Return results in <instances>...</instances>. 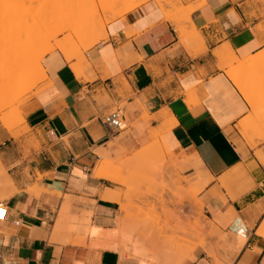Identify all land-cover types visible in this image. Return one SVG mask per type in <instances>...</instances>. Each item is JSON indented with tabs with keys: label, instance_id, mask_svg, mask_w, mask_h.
Instances as JSON below:
<instances>
[{
	"label": "crops",
	"instance_id": "crops-1",
	"mask_svg": "<svg viewBox=\"0 0 264 264\" xmlns=\"http://www.w3.org/2000/svg\"><path fill=\"white\" fill-rule=\"evenodd\" d=\"M159 7L149 0L107 24L106 37L84 55L85 80L75 77L74 60L45 55L44 87L19 107L24 131L14 135L0 124V204L7 211L0 264H138L89 245L90 229L113 230L120 216L116 203L102 199L117 191L113 183L93 176L111 138L99 119L120 105L130 122L150 120L151 129L176 121L163 137L207 180L199 198L215 227L227 225L224 259L264 264L257 234L264 224V140L243 138L240 125L252 120L253 108L229 76L236 63L264 55V0H205L190 14L188 38ZM228 49L232 63L224 58ZM211 258L198 250L187 264H213Z\"/></svg>",
	"mask_w": 264,
	"mask_h": 264
},
{
	"label": "rangeland",
	"instance_id": "rangeland-1",
	"mask_svg": "<svg viewBox=\"0 0 264 264\" xmlns=\"http://www.w3.org/2000/svg\"><path fill=\"white\" fill-rule=\"evenodd\" d=\"M165 1L169 2L167 8L172 15L176 13L175 16H182L185 9L201 2ZM97 6L98 0H0V106H4L0 111L1 126L6 117L8 122L3 126H9L8 131L14 135L24 131L19 107L44 87L46 78L35 73L27 60L36 50L37 41L40 42L37 51L56 42L65 44L78 69L84 72L89 68L84 57L89 51L87 47L104 39L98 25ZM170 7L175 10L174 14ZM100 16L108 18L110 14ZM181 23L185 27L183 37H191L192 32L184 25L185 21ZM80 29L86 30L84 36L72 37V32ZM44 33L55 36L49 38L51 35ZM247 74L249 71L243 73L244 76ZM34 92L37 93L32 95ZM118 109L122 112L123 106ZM122 115L126 129L111 135L106 144L107 151L99 154L96 166L106 162L110 173L120 180L110 184L123 197L126 232L134 241L145 244L150 257L148 264L191 263L198 250H205L213 264H230L224 259L228 251L227 225L223 224L219 229L204 215L199 195L205 187L198 191L201 184L207 182L202 172L181 163L183 152L165 149L163 136L166 132L160 127L151 129L150 120L141 126L139 121L130 122L127 112ZM118 253L122 261L134 263L126 252L119 249ZM152 257L156 259L152 260Z\"/></svg>",
	"mask_w": 264,
	"mask_h": 264
},
{
	"label": "bare ground",
	"instance_id": "bare-ground-1",
	"mask_svg": "<svg viewBox=\"0 0 264 264\" xmlns=\"http://www.w3.org/2000/svg\"><path fill=\"white\" fill-rule=\"evenodd\" d=\"M147 1H149V0H98V6H97V12L96 13L98 14L97 15L98 20H99L98 25H99V27L101 26L104 38L106 37L105 26L107 24H109L110 22H112L118 18H121L125 14L131 12L132 10H134L135 8L139 7L140 5L146 3ZM153 1H155L156 3L161 4L163 6V8L161 10V11H163L162 14L164 13V16L166 17L165 19L174 23V25L176 26V32L179 34V36L181 38H183L184 30H185V27L183 26L181 21H185L184 25H186V28L189 27L190 29L193 30V26H192L191 21H190V14L195 9H198L205 4V0H201V2L199 4H196L194 6H190L187 9H185L184 14L182 16H179V15L175 16L176 13H175V10L173 8H171L172 6L170 8L174 10L173 11V14L175 13L174 15H172L171 10H168V8H167L170 5L169 2H166L165 0H153ZM100 13L101 14H110V17L107 18V17L100 16L101 15ZM104 18H105V20H104ZM84 30L80 29L77 31H73L72 37H80L81 38V36H84V34H85ZM56 33H58V31ZM39 35H41V34H39ZM39 35L37 37L38 39L40 37ZM43 35L46 36V35H51V34L44 33ZM45 36H43V38ZM53 36H55V34H53ZM53 36L51 35L49 38H51ZM41 38L42 37H40V40H41ZM45 38H47V37H45ZM35 41H37V40H35ZM35 41H34V43H35ZM44 41H46V40L44 39ZM53 41H54V39H53ZM39 43L40 42L37 41L36 50L29 54V57L27 60H29V62L32 64V66L30 65L32 67L31 69L35 73L39 74L41 76V78H43V79L46 78V72L44 71L43 67L41 66V60L45 55L57 50L58 52H60L62 54V56L64 57L66 62H70L73 60V57H72L71 53L69 52V50L67 49V46L65 44H59L58 42H56L55 44L53 43L52 45L47 46L43 50L37 51V49L39 48L38 47ZM95 45L96 44H93V43L90 44L87 47V50H90ZM227 52H229V49ZM222 54H224V53H222ZM229 54H230V52L228 53V55H225V57L223 56L224 58L229 59L228 63H232V62L236 61V59L233 58L234 57L233 54H232L233 57L230 56ZM236 65H237L236 69H233L232 72L229 71L230 72L229 76L231 79H233V81L235 82L237 87L241 90L243 96L246 98V101L248 102L250 107L253 108V113H254L253 114L254 117L252 118V120H250L249 122H244V123H242V125H240V132H241L243 138L249 142L253 143L254 140L263 141L264 140V131L261 132L263 129L259 130L257 124H258V122H262V121L264 122V114H262L260 112V109L263 110V107H264V72H262L260 69V67H262L264 65V55L263 56H256L253 59H251L250 61H244V62L242 61L238 64L236 63ZM20 66H21V64H18V67H20ZM17 69H19V68H17ZM72 70H73L74 75L77 79H83V80L86 79L83 75V72H81V70L78 69L77 63H76V65L72 66ZM245 71H249V74L244 76L243 73ZM243 80L249 81L250 84L245 85L246 82H244L245 84H242L241 81H243ZM37 92H34L32 95L36 94ZM186 99H187V101H186L187 104H189V105L193 104V100L191 97L188 96V98L186 97ZM3 107H4L3 105L0 106V111L2 110ZM259 112L261 113L260 115H259ZM263 113H264V111H263ZM167 114H168L167 111H164V112L159 113V116L165 117ZM5 119H6V117L5 118L3 117V120H4L3 123L8 122V121H5ZM1 120L2 119L0 118V121ZM3 123H2V126H3ZM175 124H176V121L174 119H170V122L164 124L162 127H160V129H161V131L168 132L172 129V127ZM5 126H3V128L6 129V127H7V130H10L9 126H6V127ZM163 146L165 147V149H167V147H168L165 141H163ZM93 176L95 178H98V179L107 180L111 183H119L120 182V180L116 176H114L113 173H110V171L108 170V166H107L106 162H102L98 166L95 167V169L93 171ZM200 190H201V188L199 187L198 191H200ZM198 191H197V193H198ZM121 197L122 196L118 192H115V191L107 190V191H105V193H103V195H102L103 200L111 201V202H114L118 205L120 216L117 218L116 227L113 230L103 231V230L97 229V228L90 229L89 230V236H90L92 242L89 245L94 247V248L106 249V250H112V251H118L120 249V250L126 252L127 254H129L130 258L137 260L138 264H148V259L150 257L146 253V249L144 247L145 244L141 245L139 243V241H134V239L131 238L126 232V219L122 216V212L124 211L125 208L121 202ZM199 205H200V207L202 206L200 203H199ZM261 226L262 227L259 229L257 234L264 238V224ZM239 228H240L241 233H239V235H238V240L240 243H242L246 240L245 234L242 230L243 225H241ZM120 237H121V239H120L121 241H119ZM155 259H156V257H152V260H155ZM162 259H164V258H162ZM169 263H171V262H169ZM176 264H178V263L176 262Z\"/></svg>",
	"mask_w": 264,
	"mask_h": 264
},
{
	"label": "built area",
	"instance_id": "built-area-1",
	"mask_svg": "<svg viewBox=\"0 0 264 264\" xmlns=\"http://www.w3.org/2000/svg\"><path fill=\"white\" fill-rule=\"evenodd\" d=\"M124 116L118 109L112 110L100 117L99 122L101 126L109 132L110 135L118 134L126 129L124 124ZM6 208L3 204H0V221H3L6 217ZM244 232V227L242 228Z\"/></svg>",
	"mask_w": 264,
	"mask_h": 264
}]
</instances>
